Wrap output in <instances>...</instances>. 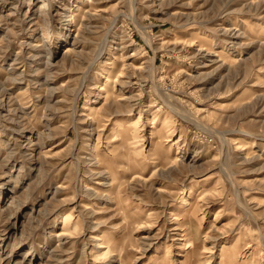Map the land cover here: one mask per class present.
<instances>
[{
    "label": "rangeland",
    "instance_id": "rangeland-1",
    "mask_svg": "<svg viewBox=\"0 0 264 264\" xmlns=\"http://www.w3.org/2000/svg\"><path fill=\"white\" fill-rule=\"evenodd\" d=\"M182 261L264 264V0H0V264Z\"/></svg>",
    "mask_w": 264,
    "mask_h": 264
},
{
    "label": "bare ground",
    "instance_id": "bare-ground-1",
    "mask_svg": "<svg viewBox=\"0 0 264 264\" xmlns=\"http://www.w3.org/2000/svg\"><path fill=\"white\" fill-rule=\"evenodd\" d=\"M81 8V6H79V9ZM235 35V34H234ZM105 45V44H104ZM70 49H68L67 51H69ZM200 50V49H199ZM101 52V51H100ZM220 52L221 51H214V52H211V51H207V54H206V57L207 58H210V59H208L207 61L209 62H217V61H224V63H231V62H233V61H236L237 59H236V56L237 55H235V54H226V55H223L222 53V55L220 54ZM135 55V53H133L132 52V54L130 55L131 57H133ZM213 56H218V57H220V56H222L221 58H218V60L216 59V58H212ZM129 57V56H128ZM226 57H228V59H226ZM239 58V57H238ZM116 62L117 61H112L111 63L112 64H116ZM125 64L122 62V67H121V70L123 69V66H124ZM206 66H208V65H206ZM123 73V72H122ZM121 73V74H122ZM119 74V73H118ZM152 74V73H151ZM122 78V77H121ZM83 80H84V78H83ZM47 83V82H46ZM83 84V83H82ZM81 86H83V85H81ZM103 88V87H102ZM51 89V91H50V94H51V96H53V94H54V89L51 87L50 88ZM115 90V89H114ZM36 93H38V94H36V97H37V99H38V97H39V91L38 92H36ZM112 94V93H111ZM113 95V94H112ZM110 97V93H109V91L107 92V94H106V100L108 99ZM40 99V98H39ZM74 107H75V102H74ZM95 109H93L92 110V112L90 113V114H93V112H95L94 111ZM125 123V122H124ZM123 123V124H124ZM41 127H43V125L41 126ZM131 128V129H130ZM35 131H37V129H34ZM15 131V130H14ZM35 131H31V132H29V141H31L32 142V138H33V135L36 133ZM116 132H118V131H122L123 133V135H121V138H122V141H123V143L125 144V143H127V144H132V143H134L135 141H136V139H137V137L139 136V132H138V127H137V125L136 124H133V125H130V126H126V125H122L121 123L119 124V128L118 129H116L115 130ZM39 132H41V133H39ZM39 132L37 131V135H39L40 137L41 136H44L45 135V132H43V130H39ZM41 134V135H40ZM39 137V138H40ZM25 138V137H24ZM115 148H117V146H114V149ZM75 149V148H74ZM160 149H162V147H156V151L155 152H153V154H155L156 155V158L157 159H161L162 157H164L165 156V159L166 160H168L169 159V156H168V158L166 157L167 156V152H166V155L164 154V152L163 151H160ZM166 151H167V149H166ZM95 153H96V159L98 160V163H100V165L102 164V160H100V158H99V150H98V147H96V149H95V151H94ZM95 155V154H94ZM98 156V157H97ZM177 160H180L181 158H176ZM103 163L104 162H106V167L108 168V173H109V177L111 178V180H112V182H107L106 184H108V185H106V190L109 192V198H108V200H116V203H117V205H120L121 204V196H120V194H115L114 195V197L113 198H110L111 196H110V193L111 192H114V189H113V187L115 186L114 185V183H115V181H116V176H115V173L113 172V171H109L110 169H112V167H113V160H107V158H106V155H104L103 156ZM115 162V161H114ZM166 162V161H165ZM99 165V164H98ZM164 165H166V163L164 164ZM173 165V164H172ZM92 166V165H91ZM135 168H137V166H135ZM96 172H99V174L100 175H103L104 173H103V171H96ZM138 171H135V173H137ZM105 175V174H104ZM135 175V174H134ZM138 176V175H137ZM114 181V182H113ZM61 186V185H60ZM115 188V187H114ZM159 191H164V190H162L161 188H159L158 189ZM207 195V194H206ZM124 208V207H123ZM2 209V208H1ZM4 209V208H3ZM124 214H125V217H127V219H129V220H137V216H139L138 214H127L126 212H124ZM71 215H68V214H65L64 215V217H63V219H62V229L57 233V236L59 237V240L60 241H63V239H65V238H67V236H69V234H70V230H71V224H72V219H71V217H70ZM130 217V218H129ZM17 225V220H15L14 221V224H13V226H14V228H16L15 226ZM57 226V225H56ZM61 227V226H60ZM181 240H183V239H181ZM103 243H106L107 244V246H106V250L104 251V254H106V253H109L110 251H118V252H121L122 250L120 249V247H118V246H116V245H114V246H112L111 247V240L109 239V237H105V239H104V241H103ZM15 255V254H14ZM231 258H232V256H231ZM233 259V258H232ZM29 264V263H28ZM180 264H184V262L182 261V263H180Z\"/></svg>",
    "mask_w": 264,
    "mask_h": 264
}]
</instances>
